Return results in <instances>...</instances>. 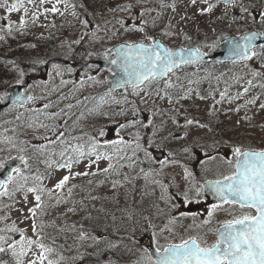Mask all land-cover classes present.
<instances>
[{
  "label": "rangeland",
  "instance_id": "1",
  "mask_svg": "<svg viewBox=\"0 0 264 264\" xmlns=\"http://www.w3.org/2000/svg\"><path fill=\"white\" fill-rule=\"evenodd\" d=\"M5 2L10 7L17 0H0V3ZM162 4L165 6L162 7ZM209 5L213 6L212 11H203L201 14ZM53 6L58 9L56 12L50 11ZM46 9L48 11H45ZM34 14L38 18L34 19ZM238 15L241 17L238 18ZM21 19L25 21L24 27L20 26ZM133 25L142 26L144 32L125 31ZM250 29L264 30V0H235L229 9L219 4H206L203 0H196L195 4L192 0H47L43 4L40 0H34L33 3L23 0V7L12 13H9L6 7H0V37L17 39L22 50L25 45L27 49L32 47V51L35 45L52 46L58 55L48 54L52 61L38 57L40 64L37 76L40 81L35 87L27 90L34 99L23 106L33 110L37 108L36 105L44 103L53 107L63 103L72 105L67 111L69 124L66 130L70 139L82 137L81 140H76V143L88 140L90 136H96L99 129H104L106 135L98 138L101 143L123 137L131 144L119 154V159L109 147V154L114 156V170L107 173L103 171L108 167L107 160H101L89 168V161L85 159L72 168L73 178L62 190L53 191L51 199L47 196L44 198L45 212L37 222L46 221L58 227L69 242L76 243L79 251L71 254L69 264H92V258L84 252L92 247L93 244L90 243L94 242V239L109 237L107 233H99L89 222L92 217L91 209L100 205L102 209L105 207L106 213H118L123 221L128 223L130 217H134L143 228L142 232L135 236L140 242L143 233L154 230L163 236L166 243L180 242L181 238H187V230L207 237V243L213 241V234L208 230L213 225L194 227V224H199L207 218V211L191 213L185 208L176 207V203L171 207H163L152 199L154 194L164 197L167 191L165 187L156 189L155 184L147 181L146 176L140 175L133 154V136L137 131L142 135H151L153 129H145L140 124L126 129L118 127L120 123L133 119V108L140 110L137 119L145 123L152 120L155 128L159 129V134L153 137L156 143L151 148H161V142L166 139H171L170 144L176 147L182 142L183 134V139L194 147L209 146L220 138L219 141H230L232 145L264 149V108L260 107L264 104V66L257 61V50L256 55L246 61L225 64L210 61L203 66H182L170 78L175 87L167 89L171 94L172 103L155 95L158 89L161 90V95L164 94L165 83L159 85L157 90H152L156 84L152 82L145 87V92L139 95L133 94L132 88L109 91L105 88L109 84L107 72L93 74L91 61L105 57V54L110 57L112 53L108 50L120 41L151 43L146 39L147 36L160 38L169 48L189 43L211 54L223 36ZM165 32L169 35L165 36ZM43 65L47 67L44 75L41 71ZM53 65L59 66L61 74H57ZM8 69V74L13 75L11 79L14 83L27 79L26 73L25 76L21 75L23 71H20L16 62L9 63ZM90 77L93 79H89ZM5 81L1 79L0 84L3 85ZM41 81H47L44 85L47 88L43 87ZM189 90V97L180 99ZM221 93H225L223 100ZM4 98L5 94L2 101ZM177 100L179 103H176ZM14 109L10 114L16 115L17 119L26 115V112H20L17 107ZM36 110L32 116L23 117L22 121H18L23 126L22 132L19 133L20 139L15 140L9 133L0 137V149L5 150L0 152V156H12L18 149H26L24 153H27L29 164L35 166V170L30 173L24 169L22 171L30 176L42 175L43 186L46 189H54L55 184L63 176L69 175V172L55 164L51 168L47 167L44 161L49 158L48 148L44 156L37 153V147L47 142L44 137L53 139L54 134L50 119H47L45 113ZM121 111L126 115H118ZM0 113V120L5 122V119H9L12 122L10 116L4 114V109H0ZM182 119H191L198 123L183 124ZM41 124L48 127H40ZM2 125L0 123V129ZM9 149L11 151H8ZM168 151L173 154L179 150L172 148ZM37 168L39 173L36 172ZM178 168L179 166H176L170 171L178 172ZM76 172H88L89 175L74 176ZM161 172L164 175L167 171ZM31 183L30 179L29 186ZM169 193L176 195L170 189ZM190 197L194 196L190 194ZM34 203L31 193L25 203L22 191L0 197V229L15 224L18 229L26 230L27 236L36 239L32 235V219L28 212ZM181 213L188 215L182 217ZM173 218H176V222L170 224L169 221ZM224 218H227L226 214L217 213L214 224ZM99 222L100 220H97L95 224ZM76 224H80L83 231L72 229ZM168 228H171L172 232H169ZM0 235L20 239L18 233L0 232ZM156 239L159 242L157 237ZM47 242L49 237L45 234V243ZM143 242L147 250V240ZM111 243L106 241L103 251L107 254L113 249L127 261L128 255L122 254L120 249L117 251L116 247L112 248ZM143 253L142 249H137L132 253L133 259L143 257ZM30 258H33L32 253L23 258L25 264ZM9 264H15V259Z\"/></svg>",
  "mask_w": 264,
  "mask_h": 264
},
{
  "label": "snow or ice",
  "instance_id": "2",
  "mask_svg": "<svg viewBox=\"0 0 264 264\" xmlns=\"http://www.w3.org/2000/svg\"><path fill=\"white\" fill-rule=\"evenodd\" d=\"M28 2L33 3L34 0H28ZM40 2L43 4L47 0H40ZM204 2L207 4L208 0H204ZM224 2L232 4L234 0H224ZM192 3L195 4L196 0H192ZM161 6L164 7L165 5L162 4ZM0 7H6L9 13L16 12L23 7V0H17L10 7L7 6L6 2L0 3ZM212 8L213 6L209 5L205 10H202L201 14H203V11L211 12ZM57 10L55 6L50 9L52 12ZM24 11L27 13V8ZM45 11L48 10L46 9ZM33 18L36 19L38 17L34 14ZM24 25L25 21L21 19L20 26L24 27ZM9 31H11V25H9ZM125 31L144 32V28L133 25L131 29H125ZM164 35L167 36L169 33L165 32ZM146 39L150 40L151 43L127 41L115 49L108 50L109 53L114 52L116 56L110 63L116 65L121 72L120 80L116 81V86L131 87L133 94L139 95L141 92H145L146 85H151L154 81L157 83L164 82V94L161 95V90L158 89L155 95L160 99L166 98L168 103H172L171 94L167 89L174 88L175 85L170 79L165 80L164 78H168L170 74H174L175 70L182 66L203 63L204 54L200 47L176 50L166 47L152 36H147ZM186 39L190 38L186 37ZM255 39L256 34L245 35L240 41L232 43L233 63L237 60H249L256 55L253 43ZM261 47L264 48V45ZM105 59H108L107 54H105ZM53 68L57 70V74H61L58 65H53ZM89 79L93 78L90 77ZM249 84H251V81H249ZM113 90L110 89V91ZM190 93L191 90L181 96L180 99H187ZM220 96L221 100H223L225 93H221ZM200 98L204 99L205 97ZM26 99L31 101L34 98L27 96ZM0 102H2V98H0ZM176 103H179V100ZM13 104L22 106L23 100L18 97L13 101ZM48 107L50 105H44V108ZM68 107L71 108L72 105ZM260 107L264 108V104L260 105ZM139 111V109L133 108V119L126 123H120L118 127L126 129L135 127L137 124H140L145 129L151 127L153 129L151 135L147 133L142 135L137 131L133 136L135 140L133 154L136 151H142L146 158L151 159V153L148 149L155 145L156 141L153 137L159 134V129L155 128L152 120H147V123H145L137 119ZM118 115H126V113L121 111ZM173 122H176L174 118ZM186 123L192 125L198 122L188 119ZM199 126L204 127V125ZM40 127L47 128L48 125L41 124ZM52 130L56 136L55 140L50 137H44L47 143L39 145L37 153L40 156H44L48 145L60 143L63 146V150L58 153L62 162L51 159V157L57 155L54 151L49 153V158L44 161L49 168L55 164L58 168L67 169L69 172V175L63 176L55 184L54 189H46L43 186L44 177L42 175L30 176L25 171H22L24 169L30 173L33 167L24 155L15 157L0 156V197L11 196L16 192L22 191L24 192L25 203L28 201L29 193L32 194L35 201L34 206L29 208L28 212L32 219L30 225L32 235L36 239L27 236L26 230L18 229L15 224L5 229H0V232L19 234V240L13 239L10 235H0V254L10 252L15 259V264H25L23 258L28 256L29 253L33 254V258H30L27 264H60L63 257L56 258L58 256L56 250L45 243V224L42 221L37 222L39 217L44 215L45 212L44 198L47 196L51 199L53 191L62 190L68 184L69 180L73 178L72 168L74 165L80 164L87 159L89 161L87 167L91 168L92 164L107 160L109 162L108 167L103 169L107 173L114 170L115 167L112 163L114 156L109 154V147L116 154V158L119 159L121 158L119 154L124 148L131 146L130 142L125 141L123 137L107 143H101L98 138L106 135L104 129H99L96 136H90L87 146L68 142L65 138L66 133L59 131L58 126H54ZM117 135L119 136V133ZM72 139L79 141L82 137H72ZM3 151L5 150L0 149V152ZM8 151H11V149ZM18 151L23 153L26 149L21 148ZM184 151L186 153L190 152L188 148H185ZM169 155H172V153H169ZM232 157L231 160L227 161L230 169L229 174L223 175L221 179L206 181L198 188L193 186L183 193L186 203L191 202L190 194L198 199L205 189L216 199L217 203L212 204L207 210V218L203 219L199 224H194L195 228L213 225L208 230L216 237L214 243L208 244L205 236L201 235L181 238L179 243H168L162 248L158 247L156 249V259H152L151 255H149L151 264H264V149L257 150L252 147L236 146L232 149ZM128 159H131V157H128ZM210 159H215V157H210ZM13 160L19 161V166H12L11 161ZM166 163L167 161H162L161 166L163 167ZM36 172L39 173L38 168ZM91 174L95 175L96 173ZM81 175L86 176L89 173L76 172L74 174V176ZM191 175L188 169L185 168V179H188ZM30 179L32 183L29 186L28 182ZM70 191L71 189H69ZM165 191H167L166 187ZM237 210H239V215L236 214ZM217 213H224L231 218L214 224ZM187 215V213H181L182 217ZM193 220L195 221V216H193ZM175 222L176 218L169 221L170 224ZM167 230L172 232L171 228Z\"/></svg>",
  "mask_w": 264,
  "mask_h": 264
},
{
  "label": "flooded vegetation",
  "instance_id": "3",
  "mask_svg": "<svg viewBox=\"0 0 264 264\" xmlns=\"http://www.w3.org/2000/svg\"><path fill=\"white\" fill-rule=\"evenodd\" d=\"M238 17H240V15H238ZM93 61L95 60L93 59L91 61V66L92 68L94 67L93 74H98L104 71L99 70ZM106 74L110 79L111 73L107 71ZM170 78L171 75H169L168 78H165V80ZM161 84H164V82H156L152 90H157L158 86ZM105 88L110 91L109 84ZM150 95H152V92ZM61 110L66 109L65 107H62ZM181 122L183 123L184 120L182 119ZM181 139L182 142L176 147H173L170 144L171 139H166L161 142V148H157L156 146L155 148H149L148 151L151 153V159L146 158L142 151H136L134 154V158L138 170L140 171V175L146 176L147 181L155 184L156 189H161L162 187L167 188V195H164V197H158L156 194H154V196L152 197V199L159 203L160 206L164 207L169 205L171 207L176 203V207L181 209L185 208L186 211L191 213H200L207 211L208 208L212 204L217 203V201L214 200L215 198L213 199L214 201L211 200V198L208 197V195L205 193V190L202 192L201 196L198 199L196 197H190V203L185 202L183 193L188 191L189 188L193 186L199 187L206 181L221 179L223 175L229 174L230 169L227 161L233 158L232 149L237 145H232V142L230 141H219V138L218 141L212 142L209 146L194 147L183 139V134ZM172 148H176L179 151L173 153L172 155H169V153L171 152L168 150ZM185 148H188L190 152L186 153L184 151ZM210 157H215V159H210ZM162 161H167V163L163 167L161 166ZM176 166H179L178 172L174 170L170 171V169L172 170ZM185 168H187L188 171L192 174L188 179H185ZM163 170L167 171L166 173H164V175L161 172ZM179 170L181 171L179 172ZM163 181L166 183V185H164L165 183H163ZM169 189L172 190V192L176 195L170 194ZM236 214L239 215V210H237ZM230 218L231 217L227 216V218L224 219ZM224 219H221L220 221H223ZM156 229L158 230V228ZM186 234H188L189 236H203L202 234L194 233L192 230H187ZM144 236L147 237L148 240H151L150 244L155 249H157L158 247L162 248L163 246L168 244L163 241V236L155 230L144 233L141 238H143ZM189 236H187V238ZM156 237L159 239V242ZM205 239H207V237H205ZM215 239L216 237L213 235V241L208 244L214 243ZM142 240L145 241V239Z\"/></svg>",
  "mask_w": 264,
  "mask_h": 264
},
{
  "label": "trees",
  "instance_id": "4",
  "mask_svg": "<svg viewBox=\"0 0 264 264\" xmlns=\"http://www.w3.org/2000/svg\"><path fill=\"white\" fill-rule=\"evenodd\" d=\"M11 55H22L21 50L17 49V46H0V80L1 79H7L5 81V85L0 86V91L3 90L8 84L9 81H12L10 78V75L8 74V64L7 57ZM3 135V132L0 130V136ZM92 211V217L89 222H91L99 231V233H107L109 234L108 238H96L94 239V242H91L90 244L92 247H90L88 250L84 252L86 256L91 257L92 264H136L135 260L133 259V252L134 245L132 244L133 240L127 235V237L123 236L121 230H120V221H119V215L118 214H110L108 216V223L107 225L104 221L107 219V215L105 211L102 210V207H94L91 209ZM98 216V217H96ZM97 220H100L99 224H95ZM49 233H46V232ZM44 233L48 235L49 237V244L50 247L54 248L56 250V253H58L59 257H63L60 264H69V257H71L72 253H77L79 251V248L76 247V243L69 242L58 230L55 226L47 224ZM51 237V238H50ZM88 242V239H86ZM106 241L111 243V247H116V250H121L122 254H127L129 259L127 261H124L121 256V254L116 253L113 249L109 250L107 254L103 251L106 247ZM89 245V244H88ZM105 246V247H104ZM120 246V247H119ZM73 249V250H72ZM73 252H72V251ZM74 256V255H73Z\"/></svg>",
  "mask_w": 264,
  "mask_h": 264
},
{
  "label": "water",
  "instance_id": "5",
  "mask_svg": "<svg viewBox=\"0 0 264 264\" xmlns=\"http://www.w3.org/2000/svg\"><path fill=\"white\" fill-rule=\"evenodd\" d=\"M252 34H256V39L253 41L255 46H257L259 44L264 45V33H259L256 31H250V32H247L245 34L240 35L239 37L232 36V37L225 39L223 41V44L220 46V48L214 53V55H213L214 58L217 60H220V61L233 60V55L231 52L232 43L235 41H240L242 39V37L245 35H252ZM122 44L123 43L117 45L115 48L119 47ZM178 49H180V48H176V50H178ZM263 50H264V48H263ZM115 58H116V56H114L111 59H101L98 62H99L100 67L107 68L113 72L114 75L111 78V87L114 89H117V88H121L123 86H116V81L120 80L121 72H120V69L116 65H113L110 63V61L112 59H115ZM203 59H205V55H204ZM260 62L264 63V51H263V54L260 58ZM25 86L26 85H24L23 87H25ZM9 92H10V96L7 99V104L13 103V101L16 100L18 97L21 98L22 100H23V98H25V96H22L20 94L18 86H14V87L10 88ZM11 165L12 166H18L19 161L13 160V161H11ZM150 254H151V256H153L156 259V253L155 252L151 251Z\"/></svg>",
  "mask_w": 264,
  "mask_h": 264
}]
</instances>
